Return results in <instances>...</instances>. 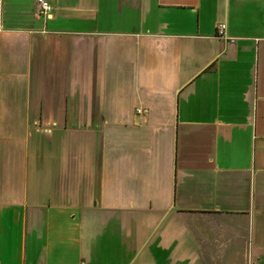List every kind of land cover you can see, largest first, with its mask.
Returning <instances> with one entry per match:
<instances>
[{"label": "crops", "instance_id": "1", "mask_svg": "<svg viewBox=\"0 0 264 264\" xmlns=\"http://www.w3.org/2000/svg\"><path fill=\"white\" fill-rule=\"evenodd\" d=\"M23 1L0 127L12 89L38 130L102 121L93 174L24 171L5 201L0 168V264H264V0Z\"/></svg>", "mask_w": 264, "mask_h": 264}, {"label": "rangeland", "instance_id": "2", "mask_svg": "<svg viewBox=\"0 0 264 264\" xmlns=\"http://www.w3.org/2000/svg\"><path fill=\"white\" fill-rule=\"evenodd\" d=\"M17 2L21 4L25 1L12 0L13 5ZM3 7L4 12L2 10V0H0V18L3 15L5 21V12L8 13V11L12 12L14 10H8V5H3ZM38 16L41 20L43 19L42 14L38 13ZM20 48V45H15L12 49H6V54L17 57ZM15 78L16 76L10 78L12 86ZM19 95H22L21 92L19 93L17 90L14 92L12 89L8 96L10 108L8 119L25 116L23 123L20 126H12L10 121V126L0 127V168L2 167L5 170L4 176H2L4 180L3 199L6 201L15 194L14 192H19L22 186L21 176L23 174L21 172L24 171H34L36 169L39 172L55 174L56 176L61 173L65 175L70 169L67 167L70 161L72 165L71 173L76 175L93 174L97 125L102 121V118H90V121L86 122V131L83 132L76 131V128L72 127L69 122H67L65 128L63 124H58L51 125L49 131H41L37 129L40 128V125L31 120L34 116L32 112L24 114L18 112ZM20 100L22 101L23 97ZM59 181H61V178H59ZM73 185L75 194L79 191L84 194L86 191L82 181L74 180ZM88 191L91 194V189ZM113 219L114 217L107 213H100L97 218H93V220L99 222L112 221ZM113 236L120 238V236Z\"/></svg>", "mask_w": 264, "mask_h": 264}, {"label": "built area", "instance_id": "3", "mask_svg": "<svg viewBox=\"0 0 264 264\" xmlns=\"http://www.w3.org/2000/svg\"><path fill=\"white\" fill-rule=\"evenodd\" d=\"M38 8V12L42 14V16H45L49 10L48 3L45 0H35ZM225 27V23L219 22L216 27V31L218 34L222 35L223 34V29Z\"/></svg>", "mask_w": 264, "mask_h": 264}]
</instances>
